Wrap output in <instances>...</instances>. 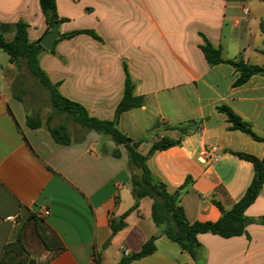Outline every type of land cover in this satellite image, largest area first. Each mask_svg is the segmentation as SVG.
Instances as JSON below:
<instances>
[{
  "label": "crops",
  "instance_id": "crops-1",
  "mask_svg": "<svg viewBox=\"0 0 264 264\" xmlns=\"http://www.w3.org/2000/svg\"><path fill=\"white\" fill-rule=\"evenodd\" d=\"M56 3L65 19L58 31L93 30L102 41L81 34L57 43L55 54L40 58L50 80L91 117L113 120L124 95L126 63L144 104L120 116L119 130L142 140L143 155L157 139L180 140V146L150 158L153 176L171 192L190 179L181 196L187 219L218 221L213 200L230 210L254 177L253 165L232 152L262 158L264 142L230 130L217 108L229 107L264 138V76L235 86L239 73L228 64L209 65L200 46L204 36L225 61L264 66V0ZM19 21L28 25L30 42L47 32L40 0H0V34L6 40L13 39ZM0 88V264H118L126 251L140 252L159 232L151 199H142L125 217L124 229L114 236L111 230V220L135 204L124 147L113 157L114 143L96 132L81 143L57 144L45 126H27V109L7 76ZM245 214L264 218V185ZM9 216L19 221L9 222ZM246 230L229 239L198 235L206 264H264V225ZM156 247L130 264H195L165 236Z\"/></svg>",
  "mask_w": 264,
  "mask_h": 264
},
{
  "label": "trees",
  "instance_id": "trees-1",
  "mask_svg": "<svg viewBox=\"0 0 264 264\" xmlns=\"http://www.w3.org/2000/svg\"><path fill=\"white\" fill-rule=\"evenodd\" d=\"M40 7L48 24L47 32L54 24H57L59 27L65 21V19L60 18L58 15L56 0H40ZM15 28L16 32L11 41L6 40L0 34V51L6 53L10 63L15 64L17 68H20L22 61L25 62L29 72L47 91L52 109V113L47 116L45 123L39 112L29 113L27 110V126L33 130L45 126L53 140L60 145L81 143L85 140L89 132H96L103 140L109 139L114 143L115 149L112 152L113 157L119 158L121 156L119 147H124L127 152L128 170L131 174L132 194L135 199V204L128 212L120 217V220H111L112 236L126 227V223L124 222L125 217L131 211L138 208L142 199L149 198L152 201V218L155 225L159 228L158 234L150 238L143 245L140 252L130 256H124L118 264H130L132 261L153 254L157 250L156 241L160 236H165L176 243L183 252L187 253L193 259L195 264H206L204 250L199 243L198 235L210 233L229 239L245 235L247 233L246 228L250 224L257 223L264 225V218L252 219L245 214L263 189L264 157L259 158L248 153L232 152L233 155L250 162L254 167V177L245 195L230 210H226L221 203L213 200V203L221 213L218 221L191 223L187 219L185 210L181 204V196L189 184L190 179H187L185 184L179 189L171 192L164 182L154 178L149 167V160L155 153L180 146L181 141L167 137L157 139L154 141L148 154L143 155L139 151V145L142 143V140L135 142L131 137L123 134L118 128L119 118L124 112L133 108H139L144 104V98L135 95L136 84L129 73L127 64H123L126 76L124 95L116 109L114 119L101 120L94 118L88 114L87 110L81 104L65 98L59 90V85L54 84L42 69L40 58L47 51L41 46L40 41H29L28 25L23 21H19ZM81 34H86L98 41H102L93 30H74L67 33H61L59 31L60 38L55 42L53 49L49 52L55 54V46L57 43L62 40L72 39ZM203 39L204 43L200 48L209 65L218 66L228 64L239 73L235 86H241L247 83L254 76H264V66L248 64L243 60L225 61L222 58L221 49L214 47L204 36ZM21 94H25V90H22ZM14 97L24 103L19 94L15 93ZM217 110L227 116V121L230 123V130L241 131L255 141L264 142V138L257 136L253 132L251 125L238 116L232 109L227 106H220ZM55 115L60 116L63 121L52 125V120ZM70 123L76 126L75 132L70 130ZM178 129L185 133V129L182 126H179ZM102 147L104 148V142ZM137 171H141L142 175L139 176Z\"/></svg>",
  "mask_w": 264,
  "mask_h": 264
},
{
  "label": "rangeland",
  "instance_id": "rangeland-1",
  "mask_svg": "<svg viewBox=\"0 0 264 264\" xmlns=\"http://www.w3.org/2000/svg\"><path fill=\"white\" fill-rule=\"evenodd\" d=\"M8 64H11L8 55L0 51V83L2 84L3 77L7 76L10 79L11 87L23 99L29 113L39 112L45 123L47 116L52 113L47 91L29 72L24 61L21 62L20 68H17L15 64H11V69L7 70ZM22 89L25 90V94H21ZM62 121L63 119L60 116L55 115L52 125ZM69 127L72 132H75L76 126L74 124L70 123Z\"/></svg>",
  "mask_w": 264,
  "mask_h": 264
},
{
  "label": "water",
  "instance_id": "water-1",
  "mask_svg": "<svg viewBox=\"0 0 264 264\" xmlns=\"http://www.w3.org/2000/svg\"><path fill=\"white\" fill-rule=\"evenodd\" d=\"M60 35L58 31V25L54 24L52 28L44 34V36L40 39L41 46L46 51H51L54 47V44L57 40H59ZM139 176L142 175L141 171H137Z\"/></svg>",
  "mask_w": 264,
  "mask_h": 264
},
{
  "label": "built area",
  "instance_id": "built-area-1",
  "mask_svg": "<svg viewBox=\"0 0 264 264\" xmlns=\"http://www.w3.org/2000/svg\"><path fill=\"white\" fill-rule=\"evenodd\" d=\"M244 13H245V14H248V11L245 10ZM49 214H50L49 211H45V212H43V215H44V216H49ZM7 221L12 222V223H16V222L19 221V217H18V216H9V217L7 218ZM125 256H130L129 252L126 251V252H125Z\"/></svg>",
  "mask_w": 264,
  "mask_h": 264
}]
</instances>
